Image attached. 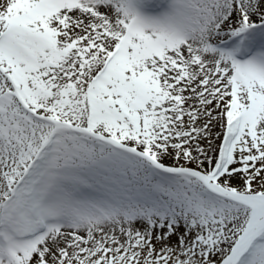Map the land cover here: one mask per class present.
Here are the masks:
<instances>
[{"label": "snow or ice", "instance_id": "6c2138e0", "mask_svg": "<svg viewBox=\"0 0 264 264\" xmlns=\"http://www.w3.org/2000/svg\"><path fill=\"white\" fill-rule=\"evenodd\" d=\"M0 264H264V0H0Z\"/></svg>", "mask_w": 264, "mask_h": 264}, {"label": "rangeland", "instance_id": "374dc122", "mask_svg": "<svg viewBox=\"0 0 264 264\" xmlns=\"http://www.w3.org/2000/svg\"><path fill=\"white\" fill-rule=\"evenodd\" d=\"M213 131H214V132L219 131V128H216V129H214ZM165 163H171V161H167V160H166ZM192 167H195V165H192Z\"/></svg>", "mask_w": 264, "mask_h": 264}]
</instances>
